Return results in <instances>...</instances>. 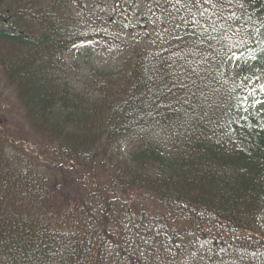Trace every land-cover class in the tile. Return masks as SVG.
Instances as JSON below:
<instances>
[{
    "label": "trees",
    "instance_id": "16d2710c",
    "mask_svg": "<svg viewBox=\"0 0 264 264\" xmlns=\"http://www.w3.org/2000/svg\"><path fill=\"white\" fill-rule=\"evenodd\" d=\"M139 2L0 0V264H264V0ZM123 6L146 46L72 83Z\"/></svg>",
    "mask_w": 264,
    "mask_h": 264
},
{
    "label": "rangeland",
    "instance_id": "374dc122",
    "mask_svg": "<svg viewBox=\"0 0 264 264\" xmlns=\"http://www.w3.org/2000/svg\"><path fill=\"white\" fill-rule=\"evenodd\" d=\"M141 9H144L143 2H139ZM126 6H123L121 10L116 14L118 18L125 19L121 25L113 23L109 26L110 32L118 34V43H125L128 51L125 50H114V44H92L91 46L78 45L73 47L69 56H66L69 66L67 68V73L71 78V82L79 85L83 81V76L86 74L85 71L89 66L94 68H99L103 70L115 69L119 67L121 62H123L131 53L137 51V49L145 47L146 43L149 41L148 34L154 33V28L151 27L150 22L146 19V24H138L135 28H126L127 18L134 19L131 21L132 24H136L139 21L138 16L134 14L132 9L125 11ZM143 19H140L142 21ZM139 21V22H140ZM133 27V25H131ZM135 47L131 49L132 47ZM105 47H109L111 51L107 50ZM256 110L258 106L249 107L247 106L244 110V114H247L249 110ZM0 112L6 116L9 120L8 122L12 127L21 125L23 127V119L21 118V109L18 101L15 99L14 91L7 85L0 74ZM124 151L123 155L126 153V146L122 145ZM122 148V149H123ZM264 234V215L261 219L260 230Z\"/></svg>",
    "mask_w": 264,
    "mask_h": 264
}]
</instances>
